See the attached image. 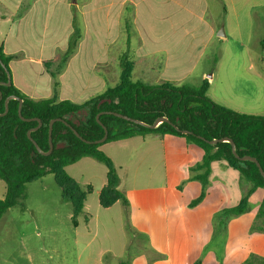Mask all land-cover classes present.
Masks as SVG:
<instances>
[{"label":"rangeland","instance_id":"obj_1","mask_svg":"<svg viewBox=\"0 0 264 264\" xmlns=\"http://www.w3.org/2000/svg\"><path fill=\"white\" fill-rule=\"evenodd\" d=\"M156 3L157 0H144L139 5L140 16L137 18L133 13L130 22L124 23L129 27V57L132 61L137 63L142 55L158 58L164 64L168 60L165 73L179 78L178 85H200L204 75L206 79L212 76L214 83L208 92L212 100L231 90L235 92L237 86L240 89L242 81L257 82L255 75L264 72V8H257L252 0L241 7L229 0H196L193 10L197 16L182 6L175 23H167L159 19ZM148 5L151 11L146 9ZM136 8L134 3L128 10L135 12ZM202 11L205 12L200 14ZM89 19L92 27L89 34L99 29L102 44L112 39L110 20L97 24L93 18V25L92 18ZM82 28L86 32L85 24ZM211 29L216 30L213 40H209ZM221 31L225 36L219 39ZM108 50L113 54V50H128V47H123L119 38L118 43ZM133 72L134 81L145 79L140 67ZM114 77L116 85L108 84L106 89L119 85L118 72ZM226 83L230 85L227 90ZM261 110L264 114V106ZM142 145L141 141H136L127 150L117 152L119 157L128 153L126 160L130 154H138L129 169L122 162L121 175L128 185L143 187L153 182L170 188L167 191L166 222L170 264H263L264 216L261 210L264 208V188L256 189L249 196L245 214L222 217L221 211L237 206L252 184L234 169L226 167L228 173L224 174L219 164L225 163L219 161L213 164L205 187L201 182H185L184 189L178 192L177 206L173 203L176 198L172 199L171 195L176 182L184 176H174V169L166 164L167 161L165 165L157 166L155 162L142 160ZM195 150L201 159L203 151ZM169 151L168 144L166 156ZM85 165L70 169V173L82 185L86 179L92 178L95 187H99L97 177L100 174L96 167L105 166L92 158ZM202 189L205 190V199L198 206L191 207ZM6 193L7 186L0 179V200ZM87 208L93 216L89 234L81 216L78 218L80 229L77 231L74 227L73 206L63 200L54 175L28 184L24 199H20L0 220V264H97L98 255L101 256L100 264H119L126 256L125 245L129 242L122 205L104 209L94 195L88 199ZM157 210L159 212V207ZM132 238V245L144 247V239L137 233ZM130 253L135 254V249Z\"/></svg>","mask_w":264,"mask_h":264},{"label":"crops","instance_id":"obj_2","mask_svg":"<svg viewBox=\"0 0 264 264\" xmlns=\"http://www.w3.org/2000/svg\"><path fill=\"white\" fill-rule=\"evenodd\" d=\"M143 1L0 0V46L3 47L4 54L10 58L9 70L12 83L22 94L36 101L56 99L58 102L68 100L75 104H84L103 94L109 88H112L106 89L108 84L116 85L117 79L114 80V76L117 75V72L119 75L121 74V57L124 54L129 56L131 37L129 41V27L124 26V23L130 22L133 13L137 18L140 16L138 9ZM217 1L224 2L226 0ZM249 1L251 0H229L233 5L236 4L239 7L249 3ZM195 2L196 0H157L156 9L159 11V19L163 22L175 23L182 6L189 8L188 12L197 16L193 10ZM252 2L257 8H264V0H252ZM134 3L137 5L135 12L133 10L129 11L130 5ZM146 9L151 11L149 5L146 6ZM204 12L202 11L200 14ZM89 17L92 18L93 25V18L97 24H101L104 20L112 22V39L107 41L106 44H102L99 39V29L93 30L92 35L88 33L90 29L92 30ZM82 24H85L86 32L83 30ZM76 30L80 34L77 47L68 56L66 62L62 64ZM211 32L209 40L216 37V30L211 29ZM119 38L122 39L123 47H128V50H113L112 54V50L108 49L111 45L115 46ZM220 38L222 37L219 36ZM153 56L155 57V54ZM151 58L153 57L148 58L142 55L135 63L129 57L134 64L133 70L140 67L142 75L145 77L143 80L136 81H142L149 85H161L166 82L179 84L180 80L174 74L167 76L165 73L168 60L164 64L158 58ZM150 75L153 78H148ZM255 78L257 82L242 81L240 89L237 86L235 92L231 90L225 95L213 99V101L240 113L264 115L261 110L264 106V72L255 75ZM204 80L209 81L211 89L214 83L213 77L209 76L206 79V75H204L202 82ZM229 86L226 83V90ZM136 141H141L143 144L141 147V150L144 151L141 157L142 160L150 163L155 162L157 166L159 164L165 165L167 161L166 164L172 165L174 169L172 172L174 176H184L176 182L171 195L172 199L173 197L176 198L173 203L177 206L179 202V196L177 197V195H179L178 192L181 188L184 189L185 182L188 184L200 182L195 177L202 172H194L193 169L202 163L204 151L201 149L203 154L199 159L196 156L198 152L195 150L199 147L189 143L185 138L171 135L137 136L127 140L107 143L100 147L113 160L121 179L119 190L129 202L128 207L118 201L112 207L107 208L108 210L113 209L120 204L123 207L125 222L123 224L129 242L127 241L125 245L124 252L126 256L119 261V264L121 262L127 264H170L171 258L166 229L169 208L167 191L170 188L153 182L143 187H138L137 184L128 185L126 179L121 175L122 162L129 169L133 160L137 159L138 154L132 153L126 160L128 153L125 152L124 161L123 157L117 155V152L127 150ZM168 144L170 151L166 156ZM90 159L83 158L67 167V172L84 190L92 189L80 215L83 218L84 229L88 234L93 216L88 211L87 202L90 197L97 195L100 203V193L108 183L107 168L105 165V168L100 165L96 167L97 172L100 174L97 177L100 183L99 187H95L92 178L86 179L83 183L85 187H83L80 180L70 173V169L85 165L86 161ZM219 165H222L220 168L224 171V174L228 173L225 171L226 167L229 168L226 163L225 165ZM178 210L180 211V207H178ZM78 218V224L74 226L77 231L81 227ZM134 233L144 239V247L138 248L136 245H132V235ZM133 248L135 254L130 253ZM100 259L101 256L98 255L97 264H100Z\"/></svg>","mask_w":264,"mask_h":264},{"label":"trees","instance_id":"obj_3","mask_svg":"<svg viewBox=\"0 0 264 264\" xmlns=\"http://www.w3.org/2000/svg\"><path fill=\"white\" fill-rule=\"evenodd\" d=\"M80 34L76 30L68 52L62 60L64 64L68 56L77 47ZM130 41V36H128ZM0 83L8 82L10 58L4 54L0 46ZM120 83L109 88L98 97L84 103L75 104L56 99L33 100L22 94L12 83L1 85L3 99L0 102V114L5 113V101L10 96L23 100L22 116H19V101L10 100L6 115L0 116V179L7 186V193L0 200V220L6 212L15 207L20 199H24L27 185L47 175H54L62 191V198L73 206V225L77 226V218L82 214L91 188L84 190L67 172V167L83 158H92L107 168V186L100 193V205L107 209L118 201L128 207L126 196L119 190L121 179L113 160L100 147L104 144L131 139L137 136H166L185 138L189 143L204 151L201 164L194 172L202 173L195 177L205 187L209 182L212 164L224 161L227 166L238 171L252 184L251 190L234 207L224 208L222 217L240 216L247 212L249 196L258 188H264V178L257 165L251 161L237 159L229 143L210 144V141L230 138L237 148L240 157L256 158L264 170V115L240 113L213 101L208 97L210 83L204 80L200 85H175L169 82L161 85H149L133 80L134 64L124 54L120 59ZM119 113L152 125L158 118L166 117L173 125L164 122L155 129L136 125L113 114ZM107 127L109 135L104 144H88L78 138L64 122H56L53 126V151L49 156L40 154L28 137V131L38 128L31 136L44 151L50 150L49 124L53 119H61L75 129L87 141L95 142L104 137V128L97 122V116ZM189 131L191 134H183ZM205 190L193 201L197 206L205 198ZM264 216V208L261 210ZM120 264H127L121 262ZM264 264V262H263Z\"/></svg>","mask_w":264,"mask_h":264},{"label":"water","instance_id":"obj_4","mask_svg":"<svg viewBox=\"0 0 264 264\" xmlns=\"http://www.w3.org/2000/svg\"><path fill=\"white\" fill-rule=\"evenodd\" d=\"M218 35L221 36V37H224V36H225V33H224V31H221V32H219ZM0 63L2 64L3 68L6 69L5 65L2 63L1 60H0ZM7 75H8V82H7V83H0V86H1V85L10 86V85L12 84L11 74H10L8 71H7ZM2 99H3V96H2V92H1V90H0V102L2 101ZM10 100H18V101H19V110H18V112H19V116H20V118H21L23 121L30 122V121H33V120H37V121L39 122V126H38V128L42 126V123L40 122V120H38V119H25V118L22 116L23 100H22L20 97H17V96H15V95H14V96H10V97H8V98L6 99V101H5V113H4V114H0V116H4V115L7 114L8 110H9V101H10ZM109 114H113V115H115V116H117V117H119V118H121V119H123V120H125V121H128V122L133 123V124H136V125L144 126V127L150 128V129H155V128H157L160 124H162V123H164V122H167V123L173 125V124L171 123V121H170L168 118H166V117H160V118H158V119H157L152 125H149V124H146V123H144V122H142V121H140V120L133 119V118H130V117H128V116H124V115L119 114V113H109ZM100 115H101V114H99V115L97 116V122H98V123L104 128L105 135H104V137H103L102 139L97 140V141H95V142H91V141L84 140V139L80 136V134H79L75 129H73V128H72L67 122H65V121H63V120H61V119H53V120H51V122H50V124H49V143H50V150H49L48 152H44V151L38 146V144L36 143V141H35V140L32 138V136H31L32 132L36 131L38 128H35V129H32V130L28 131V137H29V139L33 142V144L35 145L37 151H38L40 154H42V155H44V156H49V155L52 153L53 148H54V145H53V137H52V134H53V126H54V124H55L56 122H64V124H66V126H68L69 128H71L72 131L74 132V134H75L78 138L82 139L84 142H86V143H88V144H92V143H93V144H104V143L106 142L107 138H108L109 132H108L107 127L104 126V125L102 124V122L100 121ZM173 126H174L177 130H179L175 125H173ZM182 133H183V134H186V135H187V134H191V132H189V131H182ZM209 143L212 144V145H215V144H217V143H229V144H231V146H232V152H233L234 156H235L237 159H239V160H242V161H251V162L255 163V164L257 165L259 171H260V174H261V175L263 176V178H264V170H263L261 164L259 163V161H258L256 158L251 157V156L240 157V156L238 155V153H237L236 144H235V142H234L232 139H230V138L217 139V140L210 141Z\"/></svg>","mask_w":264,"mask_h":264}]
</instances>
